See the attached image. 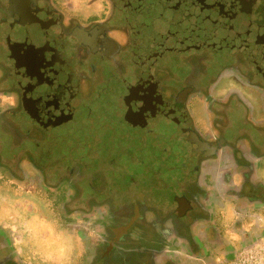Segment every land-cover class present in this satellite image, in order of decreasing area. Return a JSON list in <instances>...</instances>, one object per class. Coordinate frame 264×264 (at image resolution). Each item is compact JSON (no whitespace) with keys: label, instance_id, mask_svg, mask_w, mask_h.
I'll use <instances>...</instances> for the list:
<instances>
[{"label":"flooded vegetation","instance_id":"flooded-vegetation-1","mask_svg":"<svg viewBox=\"0 0 264 264\" xmlns=\"http://www.w3.org/2000/svg\"><path fill=\"white\" fill-rule=\"evenodd\" d=\"M1 193L53 223L42 264L57 222L75 264H188L215 194L232 256L264 238V0H0ZM6 220L0 264H30Z\"/></svg>","mask_w":264,"mask_h":264},{"label":"crops","instance_id":"crops-1","mask_svg":"<svg viewBox=\"0 0 264 264\" xmlns=\"http://www.w3.org/2000/svg\"><path fill=\"white\" fill-rule=\"evenodd\" d=\"M8 197L4 194H0V224H7L8 221L6 220L8 217L12 216L14 212H12V208L9 203L7 202ZM209 209L212 212V216L219 219V224H217V228L219 230L220 234V240H215L208 238L204 235L203 231L205 230L206 224L199 220L197 223H195L192 227V235L193 238L197 241V243L200 245V251L199 254L196 255V258H187L188 264H200L198 258L210 260L213 259L215 256H223L225 258L232 257V249L234 247H237L241 242V236L238 234V231H232L230 229V226L232 224V220L234 219L233 216V207L232 205L228 204H222L221 201L218 199L217 194H215V199L209 203ZM249 208L248 210H250ZM254 208L252 207V210ZM261 214L264 213V209H261L259 211ZM28 226L27 223L23 224ZM42 225V226H41ZM264 226V224H262ZM261 225V226H262ZM53 223L50 222H43V224H33L31 225L32 229L38 230L39 234L43 235V240L45 244L52 239L53 233H54V227ZM244 227H247L248 229L252 230L254 227L253 225L249 224L243 225ZM254 230V229H253ZM48 245V244H47ZM181 249L183 251L188 252L186 250L187 248L184 246H181Z\"/></svg>","mask_w":264,"mask_h":264},{"label":"rangeland","instance_id":"rangeland-1","mask_svg":"<svg viewBox=\"0 0 264 264\" xmlns=\"http://www.w3.org/2000/svg\"><path fill=\"white\" fill-rule=\"evenodd\" d=\"M46 146V145H45ZM39 147L34 148V152L37 153H43L41 149H38ZM36 150V151H35ZM50 152L55 155L56 151L55 150H50ZM17 198H14L13 200H10L8 198L7 202L10 204H14V201H17ZM36 203L38 206L35 207V210H42V207L44 204L42 203L41 200L36 199ZM28 207V206H27ZM27 207L25 209V214L23 211H21L19 208L14 209L13 216L14 218H17V220L11 225L12 226V233H13V238L12 241L14 243V247L16 251L20 254H22L23 259L30 264H42V260L39 259L36 256V253L34 256H28L27 251L33 249L34 251L37 250V248L41 251L46 246L42 244L43 235L44 234H39L38 230L36 231L35 229L31 228V225L35 224H41L43 222V218L45 217L44 213H30L27 211ZM38 207V208H37ZM42 211H45L48 213L47 209H44ZM1 220V218H0ZM60 221V220H59ZM27 223L29 227L26 225H23ZM63 222H57V231L58 234L65 240L67 241H60L59 245L61 244L63 247V250L60 252L61 249L58 250L57 252V264H75L76 263V256H75V251L78 249V243L75 239L70 240V236L67 235V230L63 228ZM42 226V225H41ZM69 240V241H68ZM26 245V246H25ZM51 249L56 247L54 245L50 246ZM58 248V246H57ZM60 248V247H59ZM60 252V253H59ZM52 257H54V253L52 254ZM75 257V258H74ZM71 258L73 261H71Z\"/></svg>","mask_w":264,"mask_h":264},{"label":"built area","instance_id":"built-area-1","mask_svg":"<svg viewBox=\"0 0 264 264\" xmlns=\"http://www.w3.org/2000/svg\"><path fill=\"white\" fill-rule=\"evenodd\" d=\"M215 264H264V238L242 246L232 257L218 259Z\"/></svg>","mask_w":264,"mask_h":264},{"label":"water","instance_id":"water-1","mask_svg":"<svg viewBox=\"0 0 264 264\" xmlns=\"http://www.w3.org/2000/svg\"><path fill=\"white\" fill-rule=\"evenodd\" d=\"M38 18L40 19V21L42 20L41 16H38Z\"/></svg>","mask_w":264,"mask_h":264}]
</instances>
